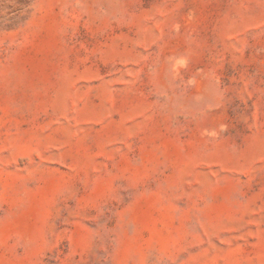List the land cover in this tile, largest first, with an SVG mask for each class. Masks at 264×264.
I'll return each mask as SVG.
<instances>
[{
	"label": "rangeland",
	"instance_id": "1",
	"mask_svg": "<svg viewBox=\"0 0 264 264\" xmlns=\"http://www.w3.org/2000/svg\"><path fill=\"white\" fill-rule=\"evenodd\" d=\"M0 264H264V0H0Z\"/></svg>",
	"mask_w": 264,
	"mask_h": 264
}]
</instances>
